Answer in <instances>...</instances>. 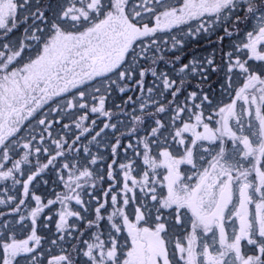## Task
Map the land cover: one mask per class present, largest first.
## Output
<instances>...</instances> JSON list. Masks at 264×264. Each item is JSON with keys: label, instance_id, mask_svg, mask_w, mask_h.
<instances>
[{"label": "snow or ice", "instance_id": "6c2138e0", "mask_svg": "<svg viewBox=\"0 0 264 264\" xmlns=\"http://www.w3.org/2000/svg\"><path fill=\"white\" fill-rule=\"evenodd\" d=\"M0 264H264V0H0Z\"/></svg>", "mask_w": 264, "mask_h": 264}]
</instances>
